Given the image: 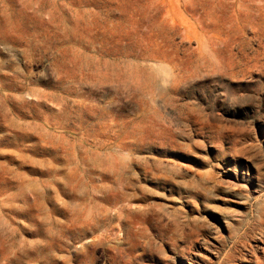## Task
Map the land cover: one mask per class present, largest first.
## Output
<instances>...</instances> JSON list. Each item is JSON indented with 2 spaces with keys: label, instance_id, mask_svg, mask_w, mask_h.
Returning <instances> with one entry per match:
<instances>
[{
  "label": "rangeland",
  "instance_id": "1",
  "mask_svg": "<svg viewBox=\"0 0 264 264\" xmlns=\"http://www.w3.org/2000/svg\"><path fill=\"white\" fill-rule=\"evenodd\" d=\"M0 264H264V0H0Z\"/></svg>",
  "mask_w": 264,
  "mask_h": 264
}]
</instances>
